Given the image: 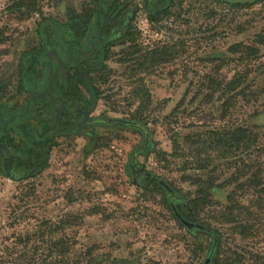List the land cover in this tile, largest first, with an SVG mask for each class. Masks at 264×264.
<instances>
[{"label":"rangeland","instance_id":"obj_1","mask_svg":"<svg viewBox=\"0 0 264 264\" xmlns=\"http://www.w3.org/2000/svg\"><path fill=\"white\" fill-rule=\"evenodd\" d=\"M137 2L126 3L134 8L130 29L106 41V56L69 85L91 116L110 121L51 135L24 116L1 130L8 148L0 162L11 175L0 170V264H199L211 241L200 222L219 230L232 264H264V200L257 199L264 193L245 182L248 171L225 181L242 153H221L213 135L250 127L252 163L259 158L264 176V43L256 36L264 0H155L153 8H165L154 19ZM85 8L97 22L91 0H0V108L8 115L25 104L29 90H16L22 73L32 77L39 68L44 22L63 32L83 22ZM117 22L109 20V31ZM136 108L139 123L131 118ZM201 159L206 168L195 167ZM208 172L220 196L210 192L197 218L183 216L188 226L175 200L196 196L197 175ZM227 204L240 205L236 215L253 211L243 234L218 218Z\"/></svg>","mask_w":264,"mask_h":264},{"label":"flooded vegetation","instance_id":"obj_2","mask_svg":"<svg viewBox=\"0 0 264 264\" xmlns=\"http://www.w3.org/2000/svg\"><path fill=\"white\" fill-rule=\"evenodd\" d=\"M108 1L91 0L101 15L97 22L95 14L89 12L88 8L84 9L83 22L72 25L70 29L62 30L63 32L44 22L47 28L45 31L49 37L47 38L44 32L39 31L37 33L39 48L35 51L34 56L38 61L39 68L32 77L27 76L23 72L20 78L21 86L16 87V90H29L24 106L16 112L24 110L27 99L33 92L29 98L28 112L6 123H2L0 116V133L2 129L13 124L17 118L24 116H29L36 119L41 125L48 126L51 135L56 134L64 126L69 127L73 124L84 126L99 121H110L109 118L102 119L91 116L86 100L71 92V90L79 89H71L69 86L74 75H84V72L87 73L88 69L96 66L106 56V41L116 40L122 34V31L124 33L126 29H130L129 22L134 8L132 6L129 7V4L126 3H131L133 0H110L113 2V13H111V8L107 5ZM154 1L143 0L142 3H137L144 7L148 16L149 12L156 8L152 7ZM96 3L103 5L105 11V20L102 28L100 25L103 12ZM133 6H136L135 1ZM127 7L130 10H127ZM157 8L163 9L165 7L157 6ZM112 17L117 19L118 22L109 31L108 22ZM52 48H54V53H51ZM19 63H21V59ZM49 63H51V71L49 70ZM0 111L3 120L15 113L8 115L5 109L2 108H0ZM7 148V145L0 142V158L4 157L3 152Z\"/></svg>","mask_w":264,"mask_h":264},{"label":"trees","instance_id":"obj_3","mask_svg":"<svg viewBox=\"0 0 264 264\" xmlns=\"http://www.w3.org/2000/svg\"><path fill=\"white\" fill-rule=\"evenodd\" d=\"M227 1V0H224ZM233 3H239V4H244V3H249L251 1H231ZM163 9L161 8H154L152 12H149L148 17L150 19H154L155 15ZM257 42L258 43H264V29L260 30V32L257 33ZM253 52L258 51L257 46H251ZM234 80L231 82H228V85H233L231 88H234ZM234 83V84H233ZM229 88V89H231ZM209 95V94H208ZM211 96V94H210ZM136 115H141V110L140 109H135L132 112V119H134L136 122L139 123V120H137L138 117ZM213 135L216 136V140H214V145L222 144L220 146V152L223 154L225 153H231L230 151L232 149L238 148L242 154H240V158L236 159L237 166L235 168V172L230 175L229 178H227L225 181L227 182H235L238 179V175H246V172L248 171V176L246 177L245 182H248V184L253 185L254 187L257 188V190L261 191L264 193V176L261 174L260 170L262 167V163L260 162L259 158L257 160V164L255 162L252 163L253 159L251 157L252 151L249 145L254 143V137H255V132L252 131V129L246 125H236L233 128L229 127H224L221 129H215L213 131ZM262 147L260 146L259 148V155ZM32 151V150H31ZM196 152H199V148L196 150ZM47 151L45 150L42 154L46 155ZM245 153V154H243ZM1 161V160H0ZM204 159L195 166L197 168H206L208 163L203 162ZM235 162V163H236ZM255 168L253 169V167ZM0 170L3 173L10 174L9 172L5 171L1 165L0 162ZM211 176V174L208 172V175H206L205 178H203L200 174L197 175L196 181L200 183L203 186L200 187L198 194L193 197H184L181 196L179 199H176L175 208L177 209L178 212L182 217L184 216L185 218H190V219H195L198 216V208L202 206L205 203V198L206 196H209L211 193L215 194L216 196H220V188L219 186L221 185L220 182H216ZM239 182V180H238ZM237 182V184H238ZM239 185V184H238ZM162 187V184H160ZM237 186V185H236ZM211 192V193H210ZM228 199L231 200V197H228ZM257 199L259 201L264 200V196L261 195V193L258 195ZM174 199L170 197V194L168 191L164 192V201L166 206L170 207L169 204L171 201ZM233 200V199H232ZM259 203V202H258ZM189 207L190 213H186L182 210L181 207ZM240 206V205H238ZM236 205H224L222 209H220V213L218 215V218L223 221H227L229 223L233 224V229L237 230L238 232L242 233L245 231V229H249L251 227V222L247 220V217L250 216L253 211L251 209L246 210V212L242 215L237 213H233V208L238 207ZM246 207V206H245ZM246 209H248L246 207ZM249 218V217H248ZM199 224L200 228L205 231L206 233L210 234L211 236V241L209 245V252L206 255V258L201 261L199 264H232L233 259H231L228 255L224 254L222 252V238H221V233L217 228L213 229L209 225L205 224L204 222H200ZM61 253H66L67 247L61 248ZM110 264H131V261L129 259H115L110 262Z\"/></svg>","mask_w":264,"mask_h":264},{"label":"water","instance_id":"obj_4","mask_svg":"<svg viewBox=\"0 0 264 264\" xmlns=\"http://www.w3.org/2000/svg\"><path fill=\"white\" fill-rule=\"evenodd\" d=\"M227 1H229V2H231V1H252V0H227ZM97 4V6L102 10V12H103V18H102V22H101V25H100V27L102 28L103 27V25H104V20H105V11H104V7H103V5H101V4H98V3H96ZM97 37H98V35H97ZM97 37H96V39H97ZM95 39V40H96ZM54 53V48H52L51 49V53ZM51 59V58H50ZM49 70L51 71V63H49ZM33 93V92H32ZM31 93V94H32ZM31 94L29 95V97H28V99H27V104H26V106H25V108H24V110L23 111H20V112H15L14 114H12L10 117H8V118H6V119H2V113H1V111H0V116H1V121H2V123H6V122H10L11 120H13L14 118H16V117H19V116H22V115H24L25 113H27L28 112V107H29V98H30V96H31ZM179 216V219H181V221L182 222H184L186 225H188V226H191L192 224H193V222H191V221H189V220H187V219H185V218H183L181 215H178Z\"/></svg>","mask_w":264,"mask_h":264}]
</instances>
